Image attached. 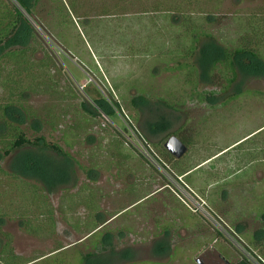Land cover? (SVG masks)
Segmentation results:
<instances>
[{
    "label": "rangeland",
    "instance_id": "obj_1",
    "mask_svg": "<svg viewBox=\"0 0 264 264\" xmlns=\"http://www.w3.org/2000/svg\"><path fill=\"white\" fill-rule=\"evenodd\" d=\"M11 1L18 6L15 0ZM116 1L118 0L79 2L82 5L78 7L80 12L86 9L88 12L82 13L85 18L76 19L77 21L74 20L76 23L71 24L67 20L64 22V16H62L63 30L60 33L63 38L60 41L27 15L39 34L33 58L35 60L34 71L37 74L34 81H31V86L37 88L38 91L33 89L35 92L27 93L23 101L39 113L42 121L37 119L38 121L35 122L28 118L27 123L21 126L25 127L30 135L32 132L30 127L39 126L41 130L38 131L37 136L42 135L47 141L59 144L73 157L72 166L77 183L75 187L71 186V189L80 196L77 198L79 204L84 203L89 206V198L99 196V190L107 194L111 192L112 186L118 188L119 184L123 186L124 181H127L126 175L130 172L131 162L134 159L132 149L140 153L141 144H138L136 135L138 136V131L142 132L145 121H156L157 119L164 122L170 121L175 128L186 124L185 133L191 141L195 142L196 149L203 147V154L221 151L214 156L209 167L225 161L230 163L225 170L219 168L212 171L207 168L199 170V172H209L207 174L214 182L211 190L213 195H216V199L217 196L221 199H230V206L225 205L222 210L226 211L227 215L228 211L235 213L232 220L239 223L238 225L242 228L246 225V231L255 234L254 239L264 235V76L247 77L239 73L236 83L226 89L222 95H215L216 98L213 97L210 100L212 104L216 103L213 105L188 103L185 110H173L159 100H152L155 91L156 94L164 95L166 100H172V103H175L176 96L184 98L191 91L190 87L192 88L189 80H184L187 73L183 76L168 67V61H174L173 52L177 49L176 44L170 45L165 42L166 18L171 19V17L164 14L165 12L151 13L147 6V11L141 12L140 18H137L133 11L142 9L143 5L141 7L122 6ZM187 1L175 2L182 4L184 9L185 7L188 9ZM197 3L203 7V12L211 13L213 20L210 30L216 35L215 38H222L223 43L226 42L225 40H233L238 36L233 20L235 16L244 15L251 10L264 11V0H199ZM71 4L73 5L72 2ZM126 15H130L129 18H125L130 23L128 21L124 25L117 23ZM182 17L184 18V15ZM47 19L52 22V17L49 16ZM175 21L178 23L182 19L177 17ZM58 30L60 31L61 28ZM50 31L56 34L53 27ZM153 34L161 37L158 36L159 40L157 37L154 40L152 39ZM121 40L127 41L128 46ZM125 46L128 53L125 51ZM129 48L135 49L136 52L130 51ZM158 50L162 53L159 54ZM43 80H47L46 85L41 82ZM39 83L41 85L38 86ZM222 85V82L218 84L201 83L200 89L215 88L221 91ZM238 90L241 92H237ZM146 93L152 100L150 103L146 106L132 105L134 96ZM100 99H104L113 107L112 115L106 114L98 107L97 101ZM114 99L118 101L119 108L115 106ZM182 104L183 99L176 105L181 107ZM85 108L93 111L92 114L85 111ZM149 138L150 141H158L160 137L149 136ZM43 150L47 155L57 156L53 150ZM154 150L159 154L156 148ZM202 151H200L201 155ZM10 159L11 155H4V158L0 160V166L7 172L10 171ZM147 160L145 158V161ZM138 163L141 164L139 160ZM149 165L160 175L165 174L159 170V165L155 160L152 159ZM260 170L262 177L256 174ZM221 173L226 175L222 177ZM115 175L120 176L119 179H124L112 180ZM8 177V174L1 175V185L6 183ZM165 179L167 184V178ZM30 181L33 184L37 183ZM41 184L38 182L39 186ZM136 185L130 184L120 190V195H124L127 202L145 193L146 189L142 188L138 191L140 187ZM86 186H90L91 190H88ZM63 188L65 187L55 189L54 192L49 193L48 197L49 202L56 209L55 221L48 220L51 230L57 231L53 237L42 238L28 234L22 222L15 218H6L3 222L4 231L12 234V246L15 252L24 257H20V262L82 264L83 256L88 253L86 250H89L85 248L93 245L96 239L103 238L104 235L108 237L109 232L105 234L98 230V233L93 234L88 241L84 242V239L80 241V236L77 234L65 233L62 211H60ZM9 191L10 189H5V192H2V202L7 208H13L15 212H17L16 209L26 205L28 209H31V201H36L40 196V193L28 192L26 189L21 190L23 195L17 196ZM126 194L132 195L125 196ZM14 197L20 198L21 202L19 204L15 202L12 206L11 202ZM64 197L68 196L64 195ZM158 197L143 198L136 208L121 210L119 214L122 215L114 221L113 225L122 223L118 228H122L124 234L134 233L139 221H143L134 219V212L136 211L135 217H137L141 209L144 210L150 204L158 202ZM97 198L100 201L99 197ZM20 212L23 214L24 210ZM36 212L33 210L34 214ZM33 213H31L32 217ZM87 213L91 215V218L94 216L93 210H87ZM34 218L31 221L33 225L39 224L36 226L38 229L44 219L41 215H36ZM217 221L225 227L221 218L218 217ZM212 222L216 225L215 221ZM117 232L119 230L112 234ZM227 240L229 246L226 244L227 247H225L221 242L215 243V246L221 245L224 250H227L229 256L235 255L237 251V255L241 256L243 253L244 257L241 256V258L250 264H257L258 261L254 256H261L264 259V248L260 243L256 247L255 241H247L248 239L241 241V248L244 247L246 252H251L250 255H253H249L251 259H254L251 260L248 256L246 257L245 250L241 251L238 248L236 239L234 242L229 238ZM59 244L65 247L57 249ZM116 245L118 246L117 243L114 244ZM116 255L118 253L114 251H102L97 258L87 264H129L131 259L120 258ZM37 256L43 257L35 259ZM236 258L239 259L237 256ZM131 263L139 264L138 261H131ZM141 264H198V262L196 258L173 256L150 257Z\"/></svg>",
    "mask_w": 264,
    "mask_h": 264
},
{
    "label": "trees",
    "instance_id": "obj_2",
    "mask_svg": "<svg viewBox=\"0 0 264 264\" xmlns=\"http://www.w3.org/2000/svg\"><path fill=\"white\" fill-rule=\"evenodd\" d=\"M15 1L18 6L11 0H0V160L4 158V155H11L10 171L7 172L0 166V262L2 264H27L29 262L19 261L20 257H24L15 252L12 246V234L4 231L3 222L6 218H15L21 221L25 232L28 234L42 238L53 237L57 231L53 232L51 230L48 226V220L55 221L56 209L49 202V193L54 192L55 189L61 186L65 187L62 189L64 193H62L60 211H62L63 203L76 202L77 198L80 197L71 189V186L75 187L77 183V178L74 176L75 170L72 166L74 164L73 157L65 152L59 144L47 141L42 135L37 136L38 131L41 130L39 126L34 128L31 126L33 134L31 132L30 135L29 131L21 125H25L28 118L35 122L40 119L39 113L23 101L27 93L38 91L37 88L31 86V81H34L37 74L34 71L35 60L33 58L36 45H38L39 34L28 16L40 27L46 28L55 39L60 41L63 35L61 33L53 34L50 28H61V32L63 30L62 16H64V22L67 20L69 24L76 23L74 20L85 18L82 13L88 12V9L80 12L78 7H82V5L79 2L83 0ZM175 1L179 0L116 1L121 3L122 6L134 7L136 5L141 7L143 5L142 9L133 11L137 18H140L141 12L147 11V6L151 13L165 12L164 14L171 17V19L166 18L165 42L170 45L176 44L177 49L176 52H173L172 59L174 61L169 60L168 67L183 76L184 73H187L184 80L188 79L189 83L192 84V88L190 87L191 91L187 94L188 96L186 95L184 98L179 95L176 96V104H179V101L183 99L181 107L172 103V100H166V96L156 94L155 91L152 100H159L165 106L173 108V110H185L188 103L213 105L216 103L212 104L210 100L215 95H222L226 89L236 83L239 73L247 77L264 76V11L251 10L244 15L235 16L233 20L237 27L238 36L236 35L237 38L233 40H225L226 42L223 43V39L215 38L216 35L210 30V24L213 20L212 15L210 12H203V7L197 3L199 0H188L186 3L188 9H186L187 7L184 9L182 4ZM164 4L168 6L166 7ZM49 16L52 17V22L47 19ZM57 17H60V19ZM129 17L130 15H126L123 20H118L117 23L120 25L126 24V21L130 23L129 20H125ZM177 17L181 18L182 21L177 23L175 21ZM133 34L135 37V33ZM155 35L153 34L152 39L155 40L157 37V40H159L161 36ZM121 36L124 37L123 34ZM121 42L127 43L124 40H121ZM126 46H128V43ZM126 46L125 51L128 53ZM129 50L136 52L135 49L129 48ZM158 53L160 54L162 51L158 50ZM41 82L46 85L47 80ZM219 82L223 84L221 91H217L215 88L200 89L201 83L218 84ZM40 83L38 86L42 84ZM215 91L217 92L215 93ZM237 92L241 91L238 90ZM152 100L147 93L138 94L134 96L132 105L146 106ZM114 103L119 108L118 101L114 99ZM97 104L106 114L112 115L114 113L113 107L104 99L98 100ZM85 111L91 114L93 112L87 108H85ZM144 123L145 125L141 129L142 132L138 131V135L153 149L156 148L159 151L164 149L162 144L171 135L178 136L184 142L190 141L189 136L185 133L186 124L175 128L172 122H164L158 119L156 121L147 120ZM161 134H165L166 138L163 137L160 141H150L149 136H159ZM158 142L161 149L155 145ZM43 149L53 150L57 156L47 155ZM159 155L161 157V154ZM168 170L176 174L171 166L168 167ZM2 174H8L9 176L4 185H1ZM30 180L37 183L33 184ZM38 182L42 184L39 186ZM5 189H10L9 192L16 196L23 195L22 191H25V189L28 192H38L40 196L36 201H31V209H28V205H26L20 207V209L18 208L19 210L16 209L17 212H15L13 208H7L2 202L1 195L2 192H5ZM64 195L68 197H64ZM12 199V206L15 202L17 204L21 202L18 197ZM22 209L24 210L23 214L20 212ZM33 210L37 212L34 214ZM31 213L34 214L33 217ZM36 215H41L44 219L38 229L36 226H39V224L33 225L31 221ZM257 240V242L264 240V235H261ZM57 246V249L65 247L62 244ZM96 254L90 253L83 256L84 262L82 264H87L97 258ZM43 256H37L35 259ZM241 256L244 257L242 253ZM239 260L240 264H250L242 258Z\"/></svg>",
    "mask_w": 264,
    "mask_h": 264
},
{
    "label": "crops",
    "instance_id": "obj_3",
    "mask_svg": "<svg viewBox=\"0 0 264 264\" xmlns=\"http://www.w3.org/2000/svg\"><path fill=\"white\" fill-rule=\"evenodd\" d=\"M55 30L56 34L60 33L58 29ZM159 137L158 141L163 137L165 139L166 135L162 134V136L159 135ZM168 138L169 137L165 140ZM189 140L190 141H183L187 146V150L179 157L174 156L166 149L164 146L166 141H164L162 147L165 150L162 149L159 151L157 149L161 157L164 158V163L167 164L168 167L171 166L176 175L183 176L184 180L202 195L207 201L210 211L217 218H221L223 222L233 230L235 236L240 238V241H244L245 239H248L247 241H255L254 245L256 247L258 243H260L261 247L264 248V240L257 242L258 237L254 239L255 234L246 231V225L242 228V226L238 225L239 223H235L236 221L232 220L233 214L235 213H230V211H228L229 214L227 215L226 211L222 210L223 206H230L231 201L229 198L221 199L218 196L216 199V195L214 196L211 190L214 182L210 179V175L207 174L209 172H199V170H204L205 168L210 169V171L216 168L225 170L230 163L225 161L223 163H217L216 166L213 165L209 167V164L214 160V156L221 151L212 153L205 152L203 154V147L196 149L194 147L195 142L191 141V139ZM155 145L160 148L159 142ZM132 150L134 159L131 162L130 172H127V179L125 178L127 181H124L123 186L118 182V188H113L112 186L111 192L107 194L99 190V196L89 198V206L84 205V203L79 204L77 201V203H63L62 216L65 233L77 234L80 236V241L84 239L83 241L85 242L88 241L93 234L98 233V230L103 231L105 234L109 232L108 237L104 235L103 238L96 239L93 245L86 247L85 249H89L86 250L88 252L86 255L90 253L100 254L102 251H114V253H118V255H116L117 257L131 259L128 262L129 264H132L131 261H138L139 264H141L150 257L168 258L173 256L176 258H196L198 264H203L199 262L201 258L221 259L220 262H223V264H240L239 259L241 256L239 254L237 255L238 251L235 255L232 254L229 256L227 250H224L221 245L215 246V243L219 242L225 247L230 245L222 231H220V229H218V227L206 216L192 212L168 187H166L165 175L160 171L161 175L157 173L154 168L149 165L150 162L145 161V158L140 153L136 152V150ZM200 151H202V155ZM138 160L141 164L138 163ZM196 172L199 173L195 175ZM224 173H221L222 177L226 175ZM256 174H260L259 177H262L261 170ZM119 177L120 176L115 175L112 180L120 181L124 179H119ZM130 184H140L136 185L140 187L138 191L142 190V188L146 189V191L144 194L137 197V199L127 202L123 197L124 195H120V190ZM86 187L88 190H91L90 186ZM80 189L82 188L80 187ZM236 192L238 193V189ZM95 194L97 193L95 192ZM127 195L131 196L132 194H126L125 196ZM151 196H159V200L158 202L150 204V206L144 210L141 209L137 217H135L136 211L134 212V219L143 220L142 222L139 221L134 233L124 234L122 228H118L122 223L115 224V226L113 225L114 221L122 215L119 214L121 210L130 207L134 209L138 206L140 200ZM97 197H99L100 201L97 200ZM87 210L94 211V216L92 218L90 217L91 215L87 213ZM72 214H74L73 217L71 216ZM228 218L232 222L230 220L228 221ZM132 223L134 222L132 221ZM118 230L119 232L112 234ZM115 243H117L118 246H114ZM99 254H96L97 257ZM236 256L239 259H237ZM235 259L237 260L235 261Z\"/></svg>",
    "mask_w": 264,
    "mask_h": 264
},
{
    "label": "built area",
    "instance_id": "obj_4",
    "mask_svg": "<svg viewBox=\"0 0 264 264\" xmlns=\"http://www.w3.org/2000/svg\"><path fill=\"white\" fill-rule=\"evenodd\" d=\"M136 140H138V144L140 143V150L139 152L141 155L148 159L147 161H152L155 160V162L159 165L158 168L161 172H165V177L167 178V184L166 187H168L192 212L194 213H200L207 218H209L211 221H215V224L219 227L220 231H222L223 235L226 236V238L231 239L233 242L238 241L236 244L238 248L242 250H245L241 248L242 243L241 241L236 238V236L228 231L226 227L217 221V218L214 216V214L209 212V207L207 204V201L200 195L193 187H191L183 178V176H179L176 174H173V172H170L168 170V165L162 161L161 157L159 154L156 153V151L143 140L142 138L139 137V135H136ZM134 143V142H133ZM135 144V143H134ZM152 163V162H151ZM153 164V163H152ZM236 239V240H234ZM251 253V252H250ZM250 253L245 250L246 257L248 256L250 258ZM243 254V253H242ZM250 255V256H249ZM253 256V255H252ZM259 257V258H258ZM255 257L257 259V264H264V259L261 256ZM251 259V258H250ZM254 260V259H251Z\"/></svg>",
    "mask_w": 264,
    "mask_h": 264
},
{
    "label": "water",
    "instance_id": "obj_5",
    "mask_svg": "<svg viewBox=\"0 0 264 264\" xmlns=\"http://www.w3.org/2000/svg\"><path fill=\"white\" fill-rule=\"evenodd\" d=\"M164 146L171 152L174 156H181L186 150L187 146L184 142L176 135H171L165 142ZM200 262V260H199ZM201 263V262H200Z\"/></svg>",
    "mask_w": 264,
    "mask_h": 264
},
{
    "label": "flooded vegetation",
    "instance_id": "obj_6",
    "mask_svg": "<svg viewBox=\"0 0 264 264\" xmlns=\"http://www.w3.org/2000/svg\"><path fill=\"white\" fill-rule=\"evenodd\" d=\"M223 224L225 225V227L228 229V231L230 232V233H232V234H234V232H233V230L231 229V228H229L224 222H223ZM235 235V234H234ZM198 260V259H197ZM200 260V262H202L203 264H223V262H220V260L219 259H213V258H211V259H208V258H201V259H199Z\"/></svg>",
    "mask_w": 264,
    "mask_h": 264
}]
</instances>
